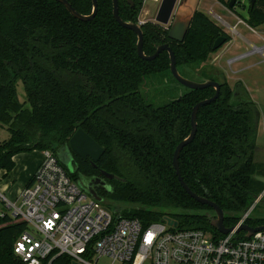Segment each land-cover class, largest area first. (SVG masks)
Masks as SVG:
<instances>
[{"label": "trees", "instance_id": "trees-1", "mask_svg": "<svg viewBox=\"0 0 264 264\" xmlns=\"http://www.w3.org/2000/svg\"><path fill=\"white\" fill-rule=\"evenodd\" d=\"M67 1L83 15L92 12L91 0ZM117 1L122 20L137 23L144 0ZM112 8V0H97L93 19L82 21L56 0H0V124L10 132L0 142V170L9 173L14 155L21 152L67 154L70 136L82 128L104 153L95 164L72 153V169L63 166L75 181L83 186L102 178L109 190L98 184L96 193L104 202L129 204L121 210L124 216L145 224L169 216L180 229H204L220 237L210 224L214 211L184 190L172 163L177 144L191 131L193 106L215 89L186 87L162 105L149 102L144 95L148 81L171 75L168 52L141 59L136 34L116 22ZM247 23H264V0L248 7ZM139 25L144 53L168 44L177 69L206 61L219 36L230 40L199 10L182 42L168 38L169 27L152 21ZM18 80L23 102L17 97ZM218 82V97L198 109L196 133L178 163L188 188L217 204L230 227L263 187L254 176L259 111L241 83L232 88L222 77ZM101 171L113 177L105 178ZM245 223L259 226L264 218L249 216ZM25 229L22 221L0 217V264H25L13 252ZM50 264H71V258L62 254Z\"/></svg>", "mask_w": 264, "mask_h": 264}, {"label": "built area", "instance_id": "built-area-1", "mask_svg": "<svg viewBox=\"0 0 264 264\" xmlns=\"http://www.w3.org/2000/svg\"><path fill=\"white\" fill-rule=\"evenodd\" d=\"M144 1L159 4L161 0ZM229 1L215 0L236 23H228L212 7L208 13L243 39L237 25L253 27L236 16ZM250 47V52L260 51L264 44L250 43ZM0 205L5 209L0 210V217L26 224L13 245L14 254L25 264H50L62 254L75 264H99L101 258L110 259V264H264V230L246 237L244 231L234 229L216 237L204 229H180L178 223L174 226L165 219L145 224L122 215L117 206L96 200L48 149L16 199L0 191ZM252 207L234 226L245 223Z\"/></svg>", "mask_w": 264, "mask_h": 264}, {"label": "rangeland", "instance_id": "rangeland-1", "mask_svg": "<svg viewBox=\"0 0 264 264\" xmlns=\"http://www.w3.org/2000/svg\"><path fill=\"white\" fill-rule=\"evenodd\" d=\"M187 0H183L186 2ZM242 4H235L233 11L236 16L242 18L245 22L248 20V7L249 0H242ZM212 7L214 12L224 18L228 23H236V19L233 18L227 11H225L220 5H217L215 0H199L197 10L206 14L217 26L222 28L230 36L229 49L227 48V42L224 43L216 51H213L206 61L198 64L179 65L178 71L180 74L192 81L201 82L205 79H212L220 81V78H224L227 83L235 88L236 85L240 87V83L248 91L250 97L257 105L259 111V123L257 133V145L256 163L259 166L256 172L255 179L259 181L257 177H264V49L254 50L250 52L251 47L247 43L248 41L257 47H261L264 44V23L253 27V30H249L244 24H239L236 30L244 36V39L238 38L235 34L228 32V28L225 27L214 16L208 13V9ZM158 8V3L146 2L142 4V8L138 15L139 22L154 21V17ZM156 23V22H155ZM166 27V26H165ZM226 46V47H224ZM233 51V53L229 51ZM247 56L242 57L240 54L246 52ZM249 54V55H248ZM237 55V56H236ZM218 72V73H217ZM17 97L23 102L25 100V92L21 80L16 84ZM186 91V87L176 82L169 73L163 75H157L148 81V85L145 88L144 95L147 100L155 105H162L169 99L178 97ZM27 105V104H26ZM10 132L5 125L0 124V142L8 139ZM34 155V153H32ZM22 168V165H18L17 171ZM3 179V175L0 176ZM262 188L257 194L256 200L253 197L252 203L249 206L252 207L250 217H261L264 213V183ZM257 185L256 187H258ZM109 190V186H105ZM257 188L254 189V191ZM106 203L113 204L118 208H129L127 203H113L106 200ZM248 208V209H249ZM0 210H5L0 205ZM170 211H177L176 209H169ZM168 211V209L166 210ZM257 226V225H256ZM111 260L108 258H101L99 264H110Z\"/></svg>", "mask_w": 264, "mask_h": 264}, {"label": "water", "instance_id": "water-1", "mask_svg": "<svg viewBox=\"0 0 264 264\" xmlns=\"http://www.w3.org/2000/svg\"><path fill=\"white\" fill-rule=\"evenodd\" d=\"M56 1L61 3L74 18L82 20V21H88V20L93 19V17L95 16L97 12V0H91L92 1V12L91 14H88V15H83L77 12L67 0H56ZM198 2L199 0H187L186 2H183V0H179V1L161 0L158 5L155 17H154V21L160 25L169 27L168 34H167L168 38L175 40L177 42H182L189 29V26L195 14V11L197 10ZM235 3H236V0H230L228 2V6L232 8L235 5ZM254 3H255V0H250L251 6H253ZM112 6H113L112 14L116 22L122 27L133 31L136 34L137 36L136 50H137L138 56L141 59L143 60L155 59L159 55L160 52L165 50L168 52V55H169L170 73L178 83L190 89H203L206 87H212L215 89V93L213 94V96H211L210 98L200 100L193 106L192 112H191V131L185 139H183L177 144L174 150V153H173V157H172L173 167L177 175V178L180 184L182 185V187L184 188V190L199 203L208 205L212 208V210L215 213V216L211 218L210 224L218 232L222 234H227L235 229L236 232L244 231L245 236L249 237L257 231L264 230V224L259 225V226H250L246 223H241V224H238L237 227L236 226H230V227L225 226L223 210L213 201L203 196H199L195 192L191 191L186 185V183L184 182L183 177L181 176V173H180L179 163H178L179 155H180L182 148L191 142V140L193 139L196 133L197 111L200 108V106L209 104L210 102L214 101L218 97L219 90H220V82L212 80V79H205L201 82H196V81H192V80H189L183 77L177 69L174 51L171 49V47L168 44L158 45L153 54H150V55L145 54L143 51V35L141 32L140 25L137 23L122 20L118 12V1L117 0H112ZM225 42H226L225 36H219L214 41L212 45V50H217ZM68 146H69L68 147L69 149H68L67 154L69 155L65 156L64 154H61L59 156V159L61 163L64 164L69 169H72V161H71L72 153L76 154L77 156L83 159H89L91 163L93 164H95V162H97L98 159L101 157V155L104 153V149L82 128H77L73 132V134L69 138ZM101 174L105 178L113 177L112 174L107 173L105 171H101ZM256 178L264 182V178L257 177V176ZM98 184L102 186H107L105 184V181L100 177H96V178L89 180L83 186L87 190V192L90 195H92L96 200L103 201V198L100 197L94 189V186ZM256 198L257 196H255V200ZM164 219L167 220L168 224H171L174 226L177 225V221L172 217L166 216ZM71 264H75V262H72Z\"/></svg>", "mask_w": 264, "mask_h": 264}, {"label": "crops", "instance_id": "crops-1", "mask_svg": "<svg viewBox=\"0 0 264 264\" xmlns=\"http://www.w3.org/2000/svg\"><path fill=\"white\" fill-rule=\"evenodd\" d=\"M250 6L251 5H250V0H249V7ZM243 39L246 40L244 36H243ZM229 42L230 40L226 43L228 45L226 50L229 49L230 47ZM247 43L250 46L251 42L248 41ZM229 52L233 53L232 50ZM32 153H34V155ZM42 153H43V150L42 151L33 150L31 152H21V153H17L16 155H14L13 160H14L15 165L13 169L7 174H5L4 170H0V176L3 175L4 177L3 179L0 178V191L4 192V194L8 198L12 200L16 199L19 196L21 190L31 181L32 176L38 164L42 160V157H43ZM19 164L22 165V168L19 171H17V167Z\"/></svg>", "mask_w": 264, "mask_h": 264}, {"label": "flooded vegetation", "instance_id": "flooded-vegetation-1", "mask_svg": "<svg viewBox=\"0 0 264 264\" xmlns=\"http://www.w3.org/2000/svg\"><path fill=\"white\" fill-rule=\"evenodd\" d=\"M235 87H238L237 85L235 86ZM69 154H65V156H68ZM71 156H72V154H71ZM262 178H264V177H262ZM260 181V180H259ZM262 182V181H261ZM264 183V182H263ZM95 187V186H94ZM263 218H264V213H263V216H262Z\"/></svg>", "mask_w": 264, "mask_h": 264}, {"label": "bare ground", "instance_id": "bare-ground-1", "mask_svg": "<svg viewBox=\"0 0 264 264\" xmlns=\"http://www.w3.org/2000/svg\"><path fill=\"white\" fill-rule=\"evenodd\" d=\"M43 154V153H42ZM25 224V223H24ZM220 233V232H219Z\"/></svg>", "mask_w": 264, "mask_h": 264}]
</instances>
